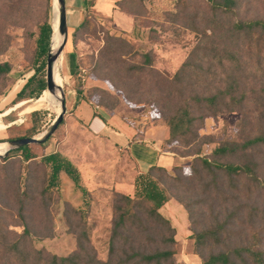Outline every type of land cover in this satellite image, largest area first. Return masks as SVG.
Here are the masks:
<instances>
[{"label":"trees","instance_id":"trees-1","mask_svg":"<svg viewBox=\"0 0 264 264\" xmlns=\"http://www.w3.org/2000/svg\"><path fill=\"white\" fill-rule=\"evenodd\" d=\"M1 1L7 4L12 0ZM44 1L45 17L37 25L32 55L33 73L15 93L12 103L39 96L54 100L52 93L44 90L51 0ZM141 1L116 3L136 6ZM207 1L209 15L187 19L188 27L200 36L171 77L153 67L152 50H137L124 36L109 31L103 33L96 58L97 66L108 71L104 77L122 89L128 99L133 100L127 93L140 94L143 89L149 91L151 85L161 92L154 96V103L163 108L160 117L167 130L164 144L177 143L190 149L182 155L176 153L194 155L190 173L186 174L179 164L170 170L152 165L146 172L138 173L134 195L114 189L107 255L101 259L90 241L89 191L81 184L77 167L57 150L38 158L29 145L23 146L17 150L19 154L0 158L3 178L9 184L7 191L18 202L16 216L11 218L13 222H5L9 218V206L6 198H0V264H177L176 230L160 211L171 198L187 213L189 237L193 239V252L200 257V264H264V207L260 201L264 195L261 174L264 124L250 126L246 113L252 93L255 95L252 100L261 108L259 116H264V19L238 18L241 0ZM176 6L178 10L171 15L177 16L179 11L188 9L185 0H177ZM88 19L89 10L73 33L74 43L80 31H87ZM199 24L203 27L199 28ZM8 45V40L2 38L0 54ZM11 67L8 61L0 62V93ZM251 78L254 82L249 81ZM93 95L98 97L97 105L107 110L119 103L117 95L98 86L86 90L87 98ZM134 101L140 103V98ZM37 109L44 108L33 101L30 124L18 137H30L41 131L42 119ZM231 111L242 112L238 135L222 140L209 153L200 155L201 147L213 141L209 134L199 133L205 119ZM62 123L63 118L57 128ZM61 173L83 197L78 207L64 200L67 230L75 234V248L64 256L33 246L31 235L50 237L52 227L48 222H37L40 227L29 222L32 205L38 200L46 207L49 205L51 190L58 187ZM37 180L40 188L33 196L30 187ZM9 225L23 229L18 233L9 229Z\"/></svg>","mask_w":264,"mask_h":264},{"label":"rangeland","instance_id":"rangeland-1","mask_svg":"<svg viewBox=\"0 0 264 264\" xmlns=\"http://www.w3.org/2000/svg\"><path fill=\"white\" fill-rule=\"evenodd\" d=\"M91 1H88L89 7L87 8V11L89 10L87 31H80L76 36L75 43L73 42V34L71 35L72 46L70 54H67L66 57L68 55V58L72 57L74 69L68 75L64 76L61 72L65 57L62 58V55H59L58 75L62 83V93L66 105L63 123L45 142L30 144L29 147L38 158L57 150L77 167L81 184L89 191L87 198L91 203L88 218L90 241L96 250L97 256L105 259L107 255L106 240L109 235L111 219L114 216L113 190H121L134 195L136 192L134 181L138 173L131 157L125 151L119 150L105 136L91 135L77 120L73 119L67 101L72 96L71 93H75L77 97H84L93 104H97V95L87 98L86 90L92 86H98L117 95L119 103L114 109H116V112H120L121 115L129 117L131 119L128 121L130 124H134V121L141 118L143 119L139 125L162 123L160 110L163 108L156 105V102L154 103V96L161 92L154 85L150 84V90L143 89L140 94H136L134 91L127 93L133 99L130 100L122 89L115 87L108 78L104 77L108 71L99 68L96 64L103 33L109 31L124 36L137 50L142 52L152 50L153 67L169 78L185 60L200 36L198 32L188 27L187 19L194 15L198 17L207 16L210 12L207 0H185L188 9L184 12L179 11L177 16L171 15V13L178 10L177 0H142L136 6L129 4L120 6L133 18V26L129 30H124L119 28L127 27L128 24L125 19L121 18L119 13L115 14L114 26L117 27L115 28L109 22V18L96 13L91 7ZM44 17V0H29L28 3L24 0H12L7 4L0 0V41L5 38L9 42L6 50L0 54V62L8 61L12 66L7 75L5 87L0 93V112L15 104L12 103L15 93L22 86L25 79L33 73L32 55L35 50L36 29L38 23ZM237 17L242 19H264V0H241ZM49 20L51 23V7ZM71 20L72 18H70ZM198 26L199 28L203 27L200 24ZM255 72H252L251 76ZM109 74L112 75V73ZM255 80L257 81L258 77ZM249 81L254 82V78ZM255 87H259V85H255ZM47 93L49 92L47 91ZM52 95L54 96L52 101L54 103L53 110L37 109L42 119L41 131L51 123L58 110L55 90H53ZM249 96L250 101L246 107V113L248 112L250 122L253 124H250V126H263L264 116H259L261 108L256 101L252 100L255 95L250 93ZM138 97L140 103L134 101ZM19 112L20 109L13 110L10 114L3 116L2 119L4 122L11 123L18 117ZM31 115L32 113H26L25 120L16 129H13L15 125L12 123L8 129H1L0 141L15 139L18 138V135H23L25 128L30 124ZM241 119L242 112L240 111L223 113L215 118H206L203 127L199 129V133L209 134L212 136L213 141L203 145L199 154H207L222 140L238 135V123ZM110 123L115 124L114 118H110ZM164 148L170 151L174 149V153L178 155L190 150L177 143H165ZM19 153L20 151L11 150L9 155ZM193 156V154H190L180 156L177 159L176 164L181 165L186 174L190 173L189 165ZM10 168L8 166V171H10ZM261 174L264 176V160ZM39 180L31 183L30 192L33 193V196L40 188ZM59 181L58 187L51 190L52 195L49 205L46 207L38 200L31 207L33 210L31 220L27 216L25 220L35 222L36 227H40L37 222H48V225L50 224L52 227V235L44 238L31 235L32 244L36 248H43L53 254L64 256L75 248V234L68 232V226L63 217L64 200L78 207L81 206L83 197L80 190L75 188L72 181L64 173L60 174ZM23 187L22 181L21 189ZM8 188L7 179L3 178L0 169V198L1 196L6 198L9 206V218L5 222H13L11 218L16 216L18 202L15 200L14 194L7 191ZM260 201L264 207V195H262ZM160 211L170 219L176 230L175 259L177 264H200V257L193 252V239L189 237V222L185 209L174 198H171L162 205ZM205 215H208V209L205 211ZM9 229L19 233L23 228L22 226L9 225Z\"/></svg>","mask_w":264,"mask_h":264},{"label":"crops","instance_id":"crops-1","mask_svg":"<svg viewBox=\"0 0 264 264\" xmlns=\"http://www.w3.org/2000/svg\"><path fill=\"white\" fill-rule=\"evenodd\" d=\"M67 22L71 35L79 24L85 19L87 8L89 7V0H64ZM119 0H92L91 7L96 13L109 18V22L114 26L115 14L119 13L121 18L127 21V27L119 29L129 30L133 26V18L125 10L117 5ZM70 18L72 20L70 21ZM117 28V27H115ZM72 38V37H71ZM71 42L64 55L65 60L61 68L62 74L68 75L74 69V63L70 54ZM58 61L59 57H58ZM59 73V66L57 69ZM15 89V88H14ZM67 101L70 114L73 119L89 131L94 136H105L110 142L117 146L119 150L125 151L132 159L137 173L146 172L152 165H159L167 170H170L180 156L176 155L170 150L164 148V139L166 137V127L163 122H156L147 125L141 124L142 119L134 121L130 124L131 119L126 115H121L116 112V109L107 110L103 107L93 104L90 100L84 97H77L75 93H71ZM33 101H36L44 109L53 110L54 103L44 97L36 99L22 100L14 105L5 108L0 112V130L8 129L11 125H15L13 129L19 127L25 120L26 113L30 114V106ZM20 109L19 115L13 122H4L2 117L10 114L13 110ZM114 113V114H113ZM121 115V116H120ZM110 118H114L115 124L110 123Z\"/></svg>","mask_w":264,"mask_h":264},{"label":"water","instance_id":"water-1","mask_svg":"<svg viewBox=\"0 0 264 264\" xmlns=\"http://www.w3.org/2000/svg\"><path fill=\"white\" fill-rule=\"evenodd\" d=\"M57 12V35L59 36V44L54 48L52 47V36H53V19H54V10ZM51 11H52V20H51V36L50 44L47 53L46 67H45V88L48 92L52 93V78H53V67L55 61L58 59L59 55L63 56L66 53V50L71 42V31L69 30L65 1L64 0H52L51 1ZM62 103L65 105L64 95L62 93ZM65 110L62 114L56 113L51 123L41 132L30 136V137H18L15 139H8L0 141V145L5 147V151L0 154V158H5L9 155L11 150H18L19 148L30 145V144H40L45 142L50 135L55 131L58 124L61 122Z\"/></svg>","mask_w":264,"mask_h":264},{"label":"bare ground","instance_id":"bare-ground-1","mask_svg":"<svg viewBox=\"0 0 264 264\" xmlns=\"http://www.w3.org/2000/svg\"><path fill=\"white\" fill-rule=\"evenodd\" d=\"M52 26H53L52 47L55 48L57 46L58 39H59V36L56 33L57 32L56 31L57 30V12H56V9L54 10V19H53ZM58 66H59V61L57 59L54 63V67H53L52 84H53L54 90L56 92L57 102H58V110L56 113L62 114V112L65 110V105H63V103H62V94H61L62 83H61L60 77H59L58 72H57ZM4 151H5V147L3 145H0V154H2Z\"/></svg>","mask_w":264,"mask_h":264}]
</instances>
